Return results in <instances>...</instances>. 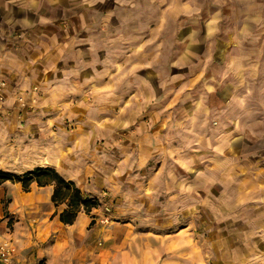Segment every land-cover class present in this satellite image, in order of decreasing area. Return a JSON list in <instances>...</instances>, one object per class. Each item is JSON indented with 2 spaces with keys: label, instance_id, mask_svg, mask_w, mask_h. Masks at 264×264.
<instances>
[{
  "label": "crops",
  "instance_id": "1",
  "mask_svg": "<svg viewBox=\"0 0 264 264\" xmlns=\"http://www.w3.org/2000/svg\"><path fill=\"white\" fill-rule=\"evenodd\" d=\"M130 2L87 0L82 22L76 20L63 28L59 20L43 15L36 0H0V76L7 77L18 91L37 84L43 95L39 109L29 113L11 97L4 102L7 112L0 115V168L23 173L36 166H52L86 194L97 196L85 182L96 174L94 182L102 187L107 178L93 173L99 161L98 152L93 157L98 148L95 142L101 136L108 144L119 130L117 126L91 124L95 118L90 117V111L93 107L115 108L120 127L129 132L117 150L122 151L120 157L125 153L123 162L148 166L143 175L148 196L154 200L148 209L153 217L115 219L98 206L89 213L80 210L67 224L59 219L66 204L51 200L53 184L32 182L25 190L20 182H0V242L10 239L17 248L9 264H264V154L252 160L246 157L248 170L242 175L229 159L225 172L220 149L227 144L231 149L234 141L219 140L217 133L211 141V166L205 169L209 171L177 175L167 169L169 165L185 168L200 157L188 153L186 142L177 140L173 113L168 105L167 113L164 104L156 108L158 98L220 95L219 80L214 76L206 80L205 69L225 67L227 62L194 58L197 33L193 29L186 39L177 40L181 59L177 64L168 60V65H160L163 72L148 71L155 62L146 65L133 60L121 62L119 77H106L95 69L99 65L84 58L109 49L111 41L116 42L115 52L123 53L124 46L137 52L138 27L130 30L132 36L138 35L128 44L122 36V23L114 25L112 21H119L118 14L124 11L136 20L139 3H146L145 17H150L162 2L160 17L166 21L186 19L194 4L200 8L191 11L197 14L194 17L207 23L201 35L211 39L220 32V10L205 8L201 0ZM174 31L165 30L163 38L170 40ZM229 62L239 68L249 63L244 57ZM176 66L179 68L173 70ZM160 116L170 118L162 122ZM202 145L207 147V141ZM210 186H217L211 196L207 191ZM193 193L201 195L188 215L183 205ZM161 195L163 200L157 203L155 198ZM204 205L212 208L211 230H204L208 223L197 219L195 212ZM104 216L108 222L102 221Z\"/></svg>",
  "mask_w": 264,
  "mask_h": 264
},
{
  "label": "rangeland",
  "instance_id": "2",
  "mask_svg": "<svg viewBox=\"0 0 264 264\" xmlns=\"http://www.w3.org/2000/svg\"><path fill=\"white\" fill-rule=\"evenodd\" d=\"M36 1L44 9L43 15L59 20L63 28H67L69 23H74L76 20L77 24L82 22L83 9L87 2V0ZM122 1L127 2L126 5L131 3L130 0ZM201 1L205 8L210 6L220 10L221 19H218L220 32L212 39L201 35L207 23H205V19L194 17L197 14L191 11L200 9L194 4L191 6V10H188L186 19L166 21L163 16L160 17V13L163 11L162 2L154 14H149L150 17H145L146 3H139L137 6L139 16L135 14L136 20H132L124 11L123 15L118 14L119 21L116 18L112 21L114 25L122 23V33H124L122 36L128 44L129 39L138 35L132 36L130 30L133 27H138L136 31L140 34L138 36L140 41L137 52L130 50L129 46H124L123 53L115 52L116 42L111 41L108 44L109 49L94 51L92 55L84 58L94 61L97 66L99 65L100 67L95 69L106 77H119L121 62L127 63L133 60L146 65L155 62L154 68H149L148 71L163 72L160 65L167 64L168 60L177 64L181 59L178 46L180 42L177 40L186 39V35L191 29L196 31V44L192 46L197 49L196 51L192 50L194 58L197 56L204 60L214 59L221 61V64L225 61L227 65L205 69L206 78L214 76L217 81L219 80L220 95H164L162 98H158L156 108L164 104L166 111V105H168L169 112L173 113L171 118L176 125L177 140L186 142L185 147L188 153L200 157L197 162L185 168L169 165L167 169L175 171L177 175L185 174L187 171L192 173L209 171L205 169L207 166H211V162H208L210 161L209 156L213 155L211 141H214L220 134L219 140L234 141L231 144V149L227 147L229 144L226 145V148L220 149L223 171H228L227 162L230 159L232 165L238 167L237 171L239 172L236 173L242 175L248 170L249 160H246V157L250 156L252 160L258 157V154H264V0ZM169 28L172 31L175 30L174 35L170 40H165L163 34ZM189 38H192L191 33ZM204 38L206 47L202 53ZM239 57H244L249 62L245 68L234 67L232 66L233 62H229L232 59H239ZM178 68L176 66L173 70ZM212 72L217 73L213 74ZM41 94L42 90L37 84L18 91L7 77L0 76V115L7 112L4 102L9 97L15 99L18 107L25 109L28 113L39 109L43 96ZM87 97L90 98V95H86V99ZM90 113V117L95 118L91 124L117 126L119 130L108 144L101 136L95 142L98 148L94 149L93 157L98 152L99 161L96 163L97 167L93 166V173L97 172L98 177L100 174L101 177L107 178L103 179L104 181L99 179V182H104L102 187L98 185L99 183L94 182L96 174L85 182L95 190V195H97L95 197L99 201L98 206H103L105 212L114 215L115 219L118 217L121 220H141L149 215L153 217L154 213H149L148 209L151 208V202L154 200L151 201L148 196L147 180L143 175L146 174L148 166L123 162L126 159L125 153L120 157L122 151L119 153L117 150L118 144H124L129 132L126 131V128L120 127L121 123L117 121L115 108L107 110V108L93 107ZM146 117L144 116V118ZM166 117L170 118V116ZM166 117L160 116L161 121L163 122V118ZM180 124L183 127L179 129ZM122 130L126 132L123 133ZM217 133L219 134L217 135ZM204 141H207V147L202 145ZM158 166L160 167L161 164L159 163ZM135 175L138 177L134 179ZM1 190L0 186V193ZM141 191L144 194L139 193ZM207 191L211 196L213 192H217V186H213V188L210 186ZM134 193L139 194L135 196ZM200 195L193 193L185 199L183 208L187 207L188 215L191 214V206L196 205L195 200ZM6 200L5 196L1 199L4 214H6ZM155 200L157 203L159 200L162 202V195L157 196ZM211 209V205H204L195 211L197 219L208 223L204 230L212 229L213 212ZM182 213L185 214V212ZM108 220L107 216L102 219L105 222ZM237 230L240 229L237 228ZM0 264L9 263L0 260Z\"/></svg>",
  "mask_w": 264,
  "mask_h": 264
},
{
  "label": "trees",
  "instance_id": "3",
  "mask_svg": "<svg viewBox=\"0 0 264 264\" xmlns=\"http://www.w3.org/2000/svg\"><path fill=\"white\" fill-rule=\"evenodd\" d=\"M6 180L20 182L25 190L32 182H36L40 186L53 184L51 200L55 204H66V207L59 213V219L67 224L75 220L80 210L89 213L99 204L95 196L86 194L73 180L65 178L52 166H36L23 173L0 168V181ZM5 212H7L6 208Z\"/></svg>",
  "mask_w": 264,
  "mask_h": 264
},
{
  "label": "built area",
  "instance_id": "4",
  "mask_svg": "<svg viewBox=\"0 0 264 264\" xmlns=\"http://www.w3.org/2000/svg\"><path fill=\"white\" fill-rule=\"evenodd\" d=\"M16 252L17 248L10 239L0 242V260L4 263H10Z\"/></svg>",
  "mask_w": 264,
  "mask_h": 264
}]
</instances>
